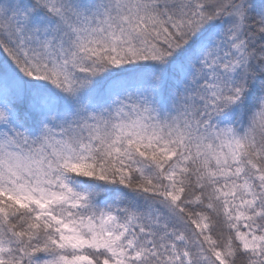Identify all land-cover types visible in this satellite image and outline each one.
<instances>
[{
    "label": "snow or ice",
    "instance_id": "snow-or-ice-1",
    "mask_svg": "<svg viewBox=\"0 0 264 264\" xmlns=\"http://www.w3.org/2000/svg\"><path fill=\"white\" fill-rule=\"evenodd\" d=\"M0 264H264V0H0Z\"/></svg>",
    "mask_w": 264,
    "mask_h": 264
}]
</instances>
